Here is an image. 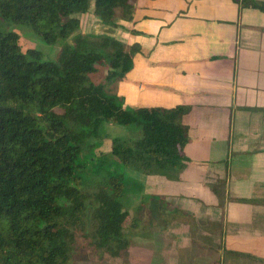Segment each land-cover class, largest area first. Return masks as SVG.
<instances>
[{"label": "trees", "instance_id": "16d2710c", "mask_svg": "<svg viewBox=\"0 0 264 264\" xmlns=\"http://www.w3.org/2000/svg\"><path fill=\"white\" fill-rule=\"evenodd\" d=\"M240 1L264 10V0ZM92 6L112 29L133 17L131 0H0V264L114 258L130 264L133 233L149 223L130 214V178L110 155L169 178H178L189 160L183 117L191 106L125 104L116 82L132 65L133 48L107 32H76V14ZM13 22L49 43H63L54 57H44L8 28ZM104 62L111 68L98 81L94 75ZM105 121L132 125L131 133L112 135ZM225 184V178L212 184L220 203ZM182 212L195 241L194 215Z\"/></svg>", "mask_w": 264, "mask_h": 264}, {"label": "crops", "instance_id": "0c3cea01", "mask_svg": "<svg viewBox=\"0 0 264 264\" xmlns=\"http://www.w3.org/2000/svg\"><path fill=\"white\" fill-rule=\"evenodd\" d=\"M131 2L133 17L107 32L133 48L116 91L127 106L189 104L191 138L178 178L135 169L130 176L208 221L198 240L264 257V203L238 200L264 198V10L240 0ZM223 178L220 203L212 184ZM179 230L192 242L189 223Z\"/></svg>", "mask_w": 264, "mask_h": 264}, {"label": "rangeland", "instance_id": "374dc122", "mask_svg": "<svg viewBox=\"0 0 264 264\" xmlns=\"http://www.w3.org/2000/svg\"><path fill=\"white\" fill-rule=\"evenodd\" d=\"M76 15L81 19V25L76 32L106 33L112 29L101 20H97V16L93 14V6L89 11L80 12ZM8 28L18 31L23 43L39 48L44 57H54L63 43V40L49 43L32 33L22 23L13 22L8 25ZM72 36H69L67 40H72ZM107 66V62L99 65V69L94 75L96 80L103 78ZM103 127L112 135L121 136L129 135L132 130V125L115 121H105ZM104 149L106 151L110 150L109 139L106 140ZM110 160L116 163V170L124 171L130 178V202L127 205L130 214L139 216L142 222L149 223L145 230H137L136 233H133L135 243L131 249L130 264H234L232 263L234 260L248 262L246 264H264V261L238 256V254L229 255L228 245L223 240H217V238H214L215 240L199 238L198 240L196 236L195 241L191 242L190 238L186 237V233L179 230L181 226H187L188 223L186 222L187 217L182 212L183 209L175 208L176 200L172 196L157 193L158 189L154 185L138 183L130 176L133 168L122 164L114 154L110 155ZM136 171L143 175L139 170ZM139 204H142L143 207L139 208ZM194 219L196 221V233L200 230L203 234V231L208 230V226H212L205 219L196 216H194ZM170 220L171 222L168 223ZM214 228H217V225ZM186 245H189V247ZM74 264L122 263L119 259L114 258L109 261L80 259Z\"/></svg>", "mask_w": 264, "mask_h": 264}]
</instances>
